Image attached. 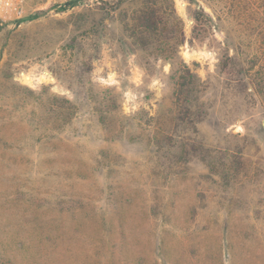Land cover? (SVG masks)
Here are the masks:
<instances>
[{
    "label": "rangeland",
    "instance_id": "obj_1",
    "mask_svg": "<svg viewBox=\"0 0 264 264\" xmlns=\"http://www.w3.org/2000/svg\"><path fill=\"white\" fill-rule=\"evenodd\" d=\"M103 1L0 19V264H264V0H174L191 106Z\"/></svg>",
    "mask_w": 264,
    "mask_h": 264
},
{
    "label": "trees",
    "instance_id": "obj_2",
    "mask_svg": "<svg viewBox=\"0 0 264 264\" xmlns=\"http://www.w3.org/2000/svg\"><path fill=\"white\" fill-rule=\"evenodd\" d=\"M97 1L104 2L103 0ZM189 1L198 6L196 15L205 18L206 23L204 24L209 26L215 25L212 22V17L204 13L202 6L197 4L195 0ZM206 1L208 2V7L211 8L219 21L220 18H218L216 14L215 7L222 3L223 0ZM117 2L119 5L124 6L127 12V14H125L122 28L124 32H126L130 46L133 47L132 51L136 53L157 52L158 57H160L158 59L163 64L170 65V73L172 75L180 73L182 76L183 73H185L191 80L190 85H187L189 89L185 94L188 99H190V106L193 105L197 100L193 94L197 92L200 79L196 74L190 72L189 68L182 62L178 55L179 48L184 45L186 38L184 35V24L182 19L176 13L174 0H140L138 7L133 8L132 10L131 6L135 3V0H117ZM215 2H217V4H215ZM76 3L77 2H73L74 5H76ZM196 17H194V22L197 26L199 18ZM96 36V25H94L92 37L96 38ZM189 43L192 44L193 40H190ZM95 45L97 47L96 51L98 52V44ZM180 79L181 77L177 78L179 81ZM177 80L176 84L180 88L185 87L186 82L178 83ZM182 80H186V78L182 77ZM63 101L67 107L62 115L64 117L65 115L68 117L72 116L73 109L75 110L74 103L65 99Z\"/></svg>",
    "mask_w": 264,
    "mask_h": 264
},
{
    "label": "built area",
    "instance_id": "obj_3",
    "mask_svg": "<svg viewBox=\"0 0 264 264\" xmlns=\"http://www.w3.org/2000/svg\"><path fill=\"white\" fill-rule=\"evenodd\" d=\"M17 3L18 0H0V19L12 14L19 15L21 12L17 10Z\"/></svg>",
    "mask_w": 264,
    "mask_h": 264
}]
</instances>
